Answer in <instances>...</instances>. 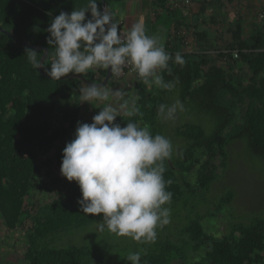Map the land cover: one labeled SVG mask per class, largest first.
<instances>
[{
  "label": "trees",
  "instance_id": "16d2710c",
  "mask_svg": "<svg viewBox=\"0 0 264 264\" xmlns=\"http://www.w3.org/2000/svg\"><path fill=\"white\" fill-rule=\"evenodd\" d=\"M45 1L41 0L48 5ZM113 1L105 0L107 7ZM28 2L41 5L38 0H0V27L20 41L51 51L46 29L53 18L45 5L37 8ZM68 2L58 0L61 11H68L69 5L71 10H77V6H87L89 0H75L74 6L71 0ZM97 2L102 10L101 0ZM193 2L201 5L199 13L211 6L220 8L222 4L231 10L243 7L241 0ZM153 5L152 23L169 24V37L164 44L166 52L174 58L180 51L186 63L181 67L170 61L172 74L162 71L165 82L175 85L171 91L155 84L146 85L138 75L132 76L141 114L134 117L121 115L115 123L124 127L132 120L146 126L152 135L166 136L157 109L162 103L171 105L169 98L176 96L184 106L182 118L204 115L210 119L213 128L206 133L201 125L189 120L172 131L171 138L180 140L182 146L177 153L173 147L171 159L164 161V179L171 181L166 190L172 193L171 202L164 207L170 209L169 219L185 213L184 223L177 233L182 239L176 242L167 237L163 241L156 239L152 244L125 245L144 248L140 250V264H264V216L250 218L247 223L229 222L226 232L218 237L207 233L202 221L221 213L231 203L233 193L226 191L213 211L204 215L197 212L198 198L210 191L228 167L231 143L244 141L248 154L264 160V14L249 34L243 33L239 23L241 18L234 15L230 23L234 22L235 27L219 36L217 42L220 44L214 47L206 31L196 32L197 25L190 26L185 22L186 9L176 7L175 1L154 0ZM86 16L90 18V13ZM196 21H199L198 16ZM210 21L216 19L210 17ZM221 23L224 26V22ZM189 33L196 42L191 51L185 42ZM26 49L32 48L0 32L1 227L8 232L23 233L25 264H109L111 256L97 245H52L70 233L91 232V228L102 220V214L82 213L77 203L81 197L77 183L56 173L51 176V164L56 162L61 166L62 163V152L58 147L55 150V145L74 138L83 108L79 92L83 82L70 77L73 74L60 80L45 77L28 62ZM36 51L38 57L42 56L40 50ZM233 51L238 52L237 58H233ZM50 63L51 55L45 59L48 68ZM241 71H244V77ZM79 75L98 84L104 80L106 69L89 70ZM124 79H115L111 74L105 85L115 87ZM192 175L195 188L189 179ZM42 177L48 178L47 185L41 184L50 195L48 203L38 202L33 195V186ZM173 209L177 211L174 213ZM115 245L117 248L122 246L117 242Z\"/></svg>",
  "mask_w": 264,
  "mask_h": 264
},
{
  "label": "clouds",
  "instance_id": "9594fccd",
  "mask_svg": "<svg viewBox=\"0 0 264 264\" xmlns=\"http://www.w3.org/2000/svg\"><path fill=\"white\" fill-rule=\"evenodd\" d=\"M99 3L89 0L79 10L56 15L46 29L51 51L41 50L43 56L38 57L35 49H26L32 67L42 69L50 79L60 80L99 68L120 76L124 68L131 66L144 84L171 91L174 83L165 82L161 73L172 74L170 61L185 65L181 52L177 51L173 58L159 37L146 33L143 21L121 33L113 14L107 7L100 10ZM49 55L50 68L45 64ZM79 92L81 103L122 102L99 107L91 123L77 122L74 138L62 150L61 175L79 186L81 197L77 203L82 213L102 214L100 231L155 242L156 229L170 222V209L164 206L172 199V193L166 190L171 181H165L163 175L164 161L171 159L174 150L170 139L152 135L146 126L132 120L124 127L115 123L121 114H141L139 97L125 98L123 90L87 81ZM183 110L180 100L171 105L162 103L157 116L172 121ZM125 259L130 264H140L141 253H129Z\"/></svg>",
  "mask_w": 264,
  "mask_h": 264
},
{
  "label": "rangeland",
  "instance_id": "374dc122",
  "mask_svg": "<svg viewBox=\"0 0 264 264\" xmlns=\"http://www.w3.org/2000/svg\"><path fill=\"white\" fill-rule=\"evenodd\" d=\"M259 1V0H256ZM45 2H49L48 5L38 0V3L41 4L39 7L45 5L46 10L50 13V16L54 18L56 15H59L61 12L60 4H57L58 0H46ZM73 6L75 4V0H71ZM70 0L68 3H71ZM31 4L30 2H28ZM56 4V6H55ZM193 4V0H191V5ZM196 4V3H195ZM194 4L195 13L202 19H204L203 24L205 26V31L210 36L209 40L214 47L218 46L219 43L217 39L222 34L229 32L230 27H235L234 22L230 23V21L234 20V15L241 18L239 23L241 24V28L243 29V33L249 34L253 30L249 28V25H246V21L252 20L255 25L258 26V19L262 14H264V10H261L260 6H256L253 4V1H249L243 4V7H237L236 9L231 10L228 8L226 4H222L220 8L211 6L208 10L203 11L202 13L198 12L201 5ZM33 7L34 4H31ZM84 5V4H83ZM82 7H85L82 6ZM81 6H77L76 9L79 10L82 8ZM49 8V10H48ZM66 9L71 10V6H67ZM190 10L193 11L191 8ZM67 12V11H64ZM234 13V14H233ZM193 15V13H192ZM210 17H214L216 19L215 22L210 21ZM195 19V20H194ZM224 22V26L221 23V26L217 23L218 21ZM194 22L189 23L190 26H193L196 21V16L191 19ZM199 25L201 23L197 22ZM237 23V22H236ZM165 27L169 28V24L166 22ZM263 24V22H262ZM145 25V24H144ZM150 25V24H149ZM220 26V27H219ZM214 27L213 31H209V28ZM192 27H190L191 29ZM189 28L187 30H190ZM216 30V32H215ZM193 32V30H192ZM197 32V31H196ZM219 32V34H218ZM224 37V35L222 36ZM190 39L191 35L189 36ZM219 40V39H218ZM34 41V40H33ZM38 41V40H37ZM36 41V42H37ZM41 43L40 41H38ZM189 47L192 49L195 46V41H190ZM162 43V42H161ZM241 76H245L244 71H241ZM243 76V77H244ZM134 80H131L130 76L125 77L124 80L115 86L109 87L112 89H120L127 93L128 97H135V93L133 91ZM107 86V85H106ZM108 87V86H107ZM177 99L176 96H172L169 98V102L173 104ZM122 101L113 100L110 102H104L103 104L100 102L93 101V105L84 102L83 108L81 110L80 116L77 122H85L91 123L92 117L96 115L100 109L99 107L105 106L107 103H112L113 106H118V103ZM196 113L197 110H195ZM123 115V114H121ZM184 116V110L178 111L176 119L172 121H164L162 120L163 125L166 130V137L171 140V143L176 151L178 152L179 148L182 146V142L176 138L172 137V131L176 126L181 125L185 121L193 120L191 123L201 125L206 133H210L212 131L213 125L210 119L204 115L196 118L195 116H187L186 118H182ZM119 117V116H118ZM77 126V124H76ZM76 128V127H75ZM73 137H70L60 144L55 145V150L58 147L60 152L64 149L67 142H70ZM229 158H228V167L225 173L222 175L221 179L215 181L211 189L208 193L201 195L198 200L200 201V205L197 209V212L204 215L208 211H213L218 203L219 198L226 192L231 191L234 195L231 203L225 207L221 213L216 214L213 218H206L202 221V225L204 230L212 235L221 236L226 232V227L229 222L232 223H247L250 218L255 216H264V160L259 157L254 156L252 153L248 154L246 152V145L244 141H235L231 143L228 147ZM52 154V153H51ZM60 167L56 164V162L52 163L50 168L52 171V175L54 173L58 174L62 177L60 173ZM47 177H42L40 180H37L33 186V195L35 200L40 203H48L50 201V195L45 192V190L41 187V184L47 185ZM191 180L193 187L194 177L193 175L189 177ZM48 188V186H47ZM195 188V187H194ZM174 213L177 211L173 209ZM185 213L182 212L180 216L176 219H170V222L167 225L162 226L161 228L165 229L166 232L163 233L161 228L156 229L157 237L156 239H160L163 241L164 238L168 237V240L178 241L182 238L178 237L177 233L182 223H184ZM182 220V221H180ZM100 222V221H99ZM170 233L168 234V231ZM120 243L122 246L116 247L115 242ZM110 242H113L112 245ZM143 241H136L129 236H117L105 231L99 230L98 223L91 228V232L84 231L81 233H70L67 236L62 237L60 240H57L52 243L53 246L62 247L67 244H86V245H97L107 256H111V260L109 264H128L130 262L126 261V257L129 253L135 252L134 249H137L139 252L141 248H133L132 246L125 245V243H133L137 244ZM147 244H152V242H143ZM25 239L23 233L19 231L8 232L5 228L1 227L0 224V262H8L12 264H25L23 261V255L25 253ZM119 245V244H117ZM109 246V247H108ZM111 246V247H110ZM115 256L118 259H116Z\"/></svg>",
  "mask_w": 264,
  "mask_h": 264
},
{
  "label": "crops",
  "instance_id": "0c3cea01",
  "mask_svg": "<svg viewBox=\"0 0 264 264\" xmlns=\"http://www.w3.org/2000/svg\"><path fill=\"white\" fill-rule=\"evenodd\" d=\"M176 2V7H180V8H185L186 10L184 11V19L185 22L191 23L194 22L191 19H193L197 14L195 13V8L194 4L195 2H193V4L191 5V3L188 6H183L181 5V3L184 0H173V2ZM249 1H253V4H255L256 6H260L261 10H264V0H241L242 4L249 2ZM191 2V0H190ZM178 3V5H177ZM154 4V0H117V1H113L110 3V6H108V8L110 9L109 11L113 14L114 16V20L115 22L118 23L119 25V29H123L125 31H128L129 28L140 21H143V23L145 24V29H146V33L149 36H156L159 37L160 42L163 43V45L165 44L166 40L169 37V30L167 27H165V23L162 21H158L156 23H152L151 18L153 19L154 16V12H153V8H155ZM198 4V3H196ZM195 4V5H196ZM193 9L190 10V9ZM183 10V9H182ZM67 12H71L70 10H68ZM193 13V15H192ZM198 16V15H197ZM196 16V19H197ZM199 17V16H198ZM195 20V19H194ZM222 19H220L217 23V25L219 24L221 26V21ZM204 19H200L199 17V23H201V25H199L197 23V21H195L198 28L196 29L197 32H202L205 31V26L202 25L203 24ZM150 24V25H149ZM246 25H249V28L255 29L256 25L255 23L252 22V20H248V22L246 21ZM219 26V27H220ZM214 27L209 28V31H213ZM216 32V30H215ZM191 33H189L188 35L190 36ZM192 38V37H191ZM210 38V36L208 37ZM188 39V37H187ZM193 41V39H188L186 40V43L189 45L191 42ZM220 44V43H219ZM189 50L191 51L192 49L189 47ZM98 69L92 70L94 72H96ZM131 80H134V77L130 76Z\"/></svg>",
  "mask_w": 264,
  "mask_h": 264
},
{
  "label": "water",
  "instance_id": "95a60500",
  "mask_svg": "<svg viewBox=\"0 0 264 264\" xmlns=\"http://www.w3.org/2000/svg\"><path fill=\"white\" fill-rule=\"evenodd\" d=\"M101 2H102V10H103L104 8L107 7V3L105 2V0H101ZM107 8H108V7H107ZM0 32H1L2 34L8 35L9 37L13 38V39L15 40V42H17V43H19V44H21V45H23V46H26V47H29V48H32V49H35V50H40V51H41V50H47V51H49L48 48H45V47H42V46H36V45H32V44H28V43H26V42L20 41V40L14 38L10 33H8V31L2 29L1 27H0ZM42 56H43V54H42ZM43 58H44V57H42V59H43ZM39 71L41 72L42 75H44L45 77L49 78V77L43 72L42 69H39ZM70 77H72V78H76V79L82 81L83 83H84L85 81L89 82L87 79H85V78H84L83 76H81V75H76V76L72 75V76H70ZM110 77H111V72H110L109 70H106V76H105L104 80H103L101 83H98L97 85H105V84L107 83V81L109 80ZM89 83H91V82H89ZM93 84H96V83H93Z\"/></svg>",
  "mask_w": 264,
  "mask_h": 264
},
{
  "label": "built area",
  "instance_id": "2783aa9c",
  "mask_svg": "<svg viewBox=\"0 0 264 264\" xmlns=\"http://www.w3.org/2000/svg\"><path fill=\"white\" fill-rule=\"evenodd\" d=\"M189 4H190V0H184V1L181 3V5H183V6H188ZM177 5H178V4H177ZM120 31H121V33H126V32H127V31H125V30H123V29H120ZM183 34H185V33H183ZM186 40H188V39L186 38V39H185V42H186ZM186 44H187V43H186ZM223 53H224V54H228L227 51H224ZM232 56H233V58H237V57H238V52H237V51H233ZM111 74H112V76H113L115 79H122V78L127 77V76H136V75H137V73L133 70V68H132L131 66L124 68V71H123V73H122L120 76H116V75L113 74V73H111Z\"/></svg>",
  "mask_w": 264,
  "mask_h": 264
}]
</instances>
